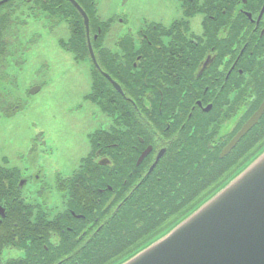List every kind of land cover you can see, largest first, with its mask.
I'll return each mask as SVG.
<instances>
[{
    "label": "flooded vegetation",
    "instance_id": "obj_1",
    "mask_svg": "<svg viewBox=\"0 0 264 264\" xmlns=\"http://www.w3.org/2000/svg\"><path fill=\"white\" fill-rule=\"evenodd\" d=\"M74 1L90 20H94L95 34L91 33L90 23L91 43L92 39H98V35L102 33L100 25L103 21L109 22L106 26L107 36L112 29V19L103 20L101 17L106 0ZM119 1L116 0L117 9L110 18L120 14ZM183 1L178 0L179 9L173 14L154 16V19L160 20H154L141 31L139 43L135 40V50L127 43L107 44L105 36L103 42H99L95 48L92 43L96 64L93 63L90 53L89 58L78 60L89 59L99 76V105L85 100L88 105L96 107L93 113L90 107L87 108V112L92 114L89 120V115L86 114L89 125L92 122L97 125L105 118L110 119L102 105L104 96L125 99L131 105L130 119L127 123H115L110 119L111 124L108 127L98 125L97 128H92V132L88 134L90 150L82 158L81 164L84 159L89 158L91 165L97 163L102 167H111V170L78 171L79 167L69 176H59L53 195L62 208L50 218L47 211L35 205L50 220L66 210H70L76 218L84 217L83 214H75L70 208L74 203L84 206L72 193V188L79 187L81 181L66 182V179L74 175L87 176L92 180L95 186L93 196L99 202L107 199L102 211L109 213L112 209L117 210L126 199L125 197L122 202H117L118 192L115 190L121 184L122 194L126 190L128 194H132L143 186L147 178H161L153 174L161 162L172 163L175 160L178 166H187L189 174L195 175L197 179H191L188 174L186 180L178 176L171 178L168 183L176 203H187L188 193L194 195L202 191L211 194L215 191L208 178L210 174L222 177L230 172L231 161L241 160L248 152L252 153L261 145L260 138L253 145V149L247 150L243 139L264 114L230 153L222 156L224 149L249 120L248 108L250 111L256 109L254 114L264 101V0H240L237 9L228 15L229 20L225 19L226 16H222L223 19L220 20L208 13L194 15L185 12L182 8ZM206 17L209 18L208 21ZM80 18L84 23L82 13L72 0H0V126L6 121L10 122L21 112L28 111L29 101L44 87H48L49 80L53 79L55 65L65 75L59 63L63 61L62 54L70 47L73 27L75 30L73 21ZM230 24H233L231 27L234 26L232 32ZM55 37L58 43L54 44L55 49L63 51L57 59L59 63L50 58V50H45L50 39ZM141 39L148 41L142 43ZM87 45L89 47L88 38ZM42 51L49 55L35 56L36 52ZM139 63L145 83L138 91L130 93L134 68ZM110 69L116 77L110 74ZM28 75L32 80L41 82L20 93L18 83ZM106 75L120 86L121 91L114 87ZM102 78L107 80L110 87L104 86ZM132 94L139 101H133L130 97ZM50 107L49 100L40 103L41 111L36 114V120L29 124L32 127L45 128L48 118L39 116ZM133 111L144 115L153 111L160 115L153 118H143L140 115V122L134 123ZM225 126H228V130L222 133ZM84 129L85 126H82L76 135L82 136ZM106 133L112 134L114 138L104 141L102 137ZM148 135H151L149 139ZM189 147L195 151L196 157H201V166L195 163L196 157L192 159L191 167L180 161L183 152ZM148 149V154L138 164L140 157ZM159 154L161 158L150 171ZM104 159L106 164H100ZM200 168L205 172L202 175L195 173ZM107 177L118 180L114 188L108 186L109 192L116 193L109 198V193H103V186L106 185L103 179ZM125 179H133L127 189ZM112 197L113 201L106 207ZM96 206L90 205L92 209ZM97 220L96 218L95 221ZM79 238L80 236L77 240ZM51 239L59 240L60 236L53 232ZM6 250L19 249L9 247Z\"/></svg>",
    "mask_w": 264,
    "mask_h": 264
},
{
    "label": "trees",
    "instance_id": "obj_2",
    "mask_svg": "<svg viewBox=\"0 0 264 264\" xmlns=\"http://www.w3.org/2000/svg\"><path fill=\"white\" fill-rule=\"evenodd\" d=\"M250 2V0H249ZM240 0H184L182 2L183 10L191 14H212L222 18L233 14L237 9ZM206 17V21H208ZM94 20L91 19V33L95 34L96 28L93 25ZM233 22V20L231 21ZM75 30L70 35L71 51L77 60L89 58V47L87 45L86 31L83 20H74ZM109 22L103 21L100 25L102 33L98 35V39H92L94 48L99 42H103L106 36V26ZM233 24H230L232 32ZM245 35V34H244ZM233 36V34H232ZM236 36V34H234ZM148 40L141 39L142 43ZM118 43H127L131 45V49L135 50V39L131 34L124 35L119 39ZM136 56L134 62L136 61ZM142 61V60H141ZM140 65L134 68L132 88L129 92L139 90L145 83V77L140 72ZM110 74L116 77L113 70L110 69ZM92 85L91 91L86 95V100L92 103L98 102V71L92 66ZM105 87H110L105 78H102ZM133 101L139 99L136 95H131ZM237 100V99H236ZM235 100V102H236ZM102 105L105 111L108 112L109 118L115 123H127L130 119L128 102L117 96H104ZM256 110V109H255ZM255 110H249L247 119L250 118ZM140 115L143 118H153L160 115L158 112L140 114L133 111V122H140ZM151 135H148L149 139ZM95 138V135L94 137ZM114 138L110 133L103 135L102 139L108 141ZM262 142L252 153L248 152L245 157L239 161H231V170L223 176H215L210 174L211 185L213 190L217 191L224 186L229 180L242 171L252 159L264 148V116L261 118L255 128L243 139L247 145V150L253 149L259 139ZM195 151L188 148L181 156L182 164L189 167L192 165V159L196 157ZM195 163L202 165V159L197 156ZM187 167V166H186ZM178 166L175 160L172 163L161 162L157 169L153 172L157 178H147L143 186L139 187L134 193L122 194L123 185L121 184L118 194L109 192L108 186L114 188L117 179L112 177L104 178L106 182L103 193L117 195V202L124 200L121 206L111 212L102 211L105 199L103 202L97 201L93 196L94 184L87 176L74 175L72 178L66 179V182L81 181L79 187L72 188L73 195L79 199V202L84 206L74 203L70 206L75 214H83L84 217L76 218L70 210L58 213L53 220L48 218V215L41 210H37V206L27 203L22 197V191L19 187L20 170L16 168H7L0 166V204L6 206V217H0V264H118L126 258L132 256L142 247L151 243L157 236L165 233L186 215L194 210L202 201L211 194L197 192L194 195H187V203L175 201L173 192H170L168 183L171 178L182 177L186 180V175L189 174L188 168ZM142 169V168H139ZM216 169V167H214ZM109 171L111 167H102L95 163L91 165L89 158L84 159L78 171ZM202 175L205 172L199 169L195 172ZM190 178L197 180L195 175ZM125 188H129L133 179H125ZM124 182V181H123ZM119 199V200H118ZM100 203V204H98ZM90 205H97L92 209ZM98 219L95 221V219ZM102 227L99 229V226ZM99 229V230H98ZM86 230L84 233L83 231ZM57 232L60 236L59 240L51 239L52 233ZM78 236L80 238L77 240ZM16 248L24 251L22 257L11 258L4 260L3 253L9 248Z\"/></svg>",
    "mask_w": 264,
    "mask_h": 264
},
{
    "label": "rangeland",
    "instance_id": "obj_3",
    "mask_svg": "<svg viewBox=\"0 0 264 264\" xmlns=\"http://www.w3.org/2000/svg\"><path fill=\"white\" fill-rule=\"evenodd\" d=\"M116 9V0L105 1L101 17L103 20L112 19V29L105 42L115 44L124 35L131 34L138 44L141 31L154 20H160L154 19V16L173 14L179 9V3L178 0H120V14L110 18ZM65 32L68 34L66 29ZM54 44H58L57 37L50 39L45 50H50V58L59 63L57 59L63 51L55 49ZM45 54L49 55L42 51L36 52L35 56ZM62 59L59 64L65 75L55 65L53 79L49 80L48 87H44L29 101L28 111L21 112L10 122L6 121L0 126V166L20 170V183L24 182L22 197L27 203L38 205L47 211L50 218L62 208L53 195L57 178L69 176L80 167L82 158L90 150L88 134L92 132V128H97L98 125L108 127L111 124L108 118L97 125L94 122L89 125L86 119V114L89 115L88 120L92 115L87 112L88 107L92 113L96 111L95 106L88 105L85 101L86 95L91 91L92 62L89 59L78 61L69 50L62 54ZM37 82L41 80L34 81L28 75L18 83V91L24 93ZM46 100L50 101L51 107L39 117H47L48 124L45 128L32 127L29 122L36 120V114L41 111L39 105ZM82 126H85L84 132L82 136H77L76 132ZM227 130L228 126H225L222 133ZM23 255L24 252L20 250H6L3 257L8 260Z\"/></svg>",
    "mask_w": 264,
    "mask_h": 264
},
{
    "label": "water",
    "instance_id": "obj_4",
    "mask_svg": "<svg viewBox=\"0 0 264 264\" xmlns=\"http://www.w3.org/2000/svg\"><path fill=\"white\" fill-rule=\"evenodd\" d=\"M72 2L84 17L90 54L96 64L89 18L78 3ZM106 76L121 91L120 86ZM263 114L264 101L227 145L222 156L230 153ZM148 152L149 149L138 164ZM160 158L161 154L150 171ZM105 160L100 164H106ZM23 184L19 183V187ZM0 217H6V206L2 204ZM118 264H264V148L242 171L175 226Z\"/></svg>",
    "mask_w": 264,
    "mask_h": 264
},
{
    "label": "bare ground",
    "instance_id": "obj_5",
    "mask_svg": "<svg viewBox=\"0 0 264 264\" xmlns=\"http://www.w3.org/2000/svg\"><path fill=\"white\" fill-rule=\"evenodd\" d=\"M87 16H88V15H87ZM88 18H89V17H88ZM84 23H85V21H84ZM90 23H91V20L89 19V24H90ZM261 105H262V104H261ZM261 105H260V106H261ZM259 108H260V107H259ZM259 108H258V109H259ZM250 118H251V117H250ZM250 118H249V119H250Z\"/></svg>",
    "mask_w": 264,
    "mask_h": 264
}]
</instances>
